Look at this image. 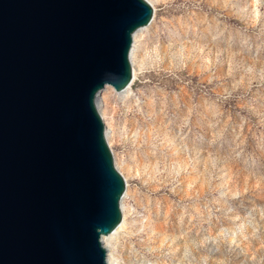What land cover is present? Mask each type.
Masks as SVG:
<instances>
[{"label": "rangeland", "instance_id": "obj_1", "mask_svg": "<svg viewBox=\"0 0 264 264\" xmlns=\"http://www.w3.org/2000/svg\"><path fill=\"white\" fill-rule=\"evenodd\" d=\"M149 3L131 88L99 99L127 184L113 259L264 264V0Z\"/></svg>", "mask_w": 264, "mask_h": 264}, {"label": "water", "instance_id": "obj_2", "mask_svg": "<svg viewBox=\"0 0 264 264\" xmlns=\"http://www.w3.org/2000/svg\"><path fill=\"white\" fill-rule=\"evenodd\" d=\"M147 0H0V264H110L126 180L98 101L133 82Z\"/></svg>", "mask_w": 264, "mask_h": 264}, {"label": "bare ground", "instance_id": "obj_3", "mask_svg": "<svg viewBox=\"0 0 264 264\" xmlns=\"http://www.w3.org/2000/svg\"><path fill=\"white\" fill-rule=\"evenodd\" d=\"M148 2H149V0H147ZM153 23V22H152ZM151 26V25H150ZM150 26H148V27H145V28H142L141 30H139L135 35H134V44H133V48H132V51H131V63H132V67L134 68V55H135V53H136V46H135V44H136V41H135V39L137 38V35L138 34H140L141 32H143V30H145V29H147V28H149ZM134 77H135V73H134ZM133 83V82H132ZM132 85V84H131ZM131 88V86L129 87V88H127L124 92H122V93H117L118 95H123V94H125V93H127L128 91H129V89ZM104 107V106H103ZM98 108H99V111H100V113H101V116H102V118H103V120L105 121V118H104V115H103V113H102V111H101V105H100V103H99V101H98ZM106 130H107V127H106ZM110 133H111V131H108L107 130V140H109V136H110ZM109 142V141H108ZM125 197H126V194H125ZM125 197L123 198V200L125 199ZM122 203H123V201H122ZM122 212H123V214H124V210H123V208H122ZM125 221H126V219H125V217L123 218V221H122V223H121V225H120V227L113 233V234H111V235H109V236H107V237H103L102 238V244H103V246L105 247V249L107 250V257H108V262L110 263V264H122L121 262H119L117 259H113V254H112V246L108 243V241L109 240H112L115 236H117V234H119L120 232H121V230L124 228V226H125Z\"/></svg>", "mask_w": 264, "mask_h": 264}]
</instances>
